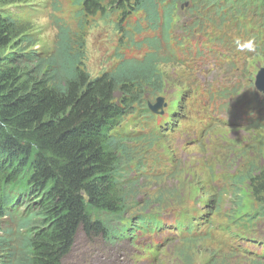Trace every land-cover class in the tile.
<instances>
[{
	"label": "trees",
	"instance_id": "trees-1",
	"mask_svg": "<svg viewBox=\"0 0 264 264\" xmlns=\"http://www.w3.org/2000/svg\"><path fill=\"white\" fill-rule=\"evenodd\" d=\"M17 1L0 0V264H62L79 230L96 233L102 221L121 218L133 210L139 176L146 173L147 177L163 179L164 171L157 175L147 171L148 166L162 160L153 159L150 153L133 161L126 155L129 147L142 151L150 145L149 151L161 146L167 151L165 136L170 138L178 115L193 109L195 97L220 94L226 98L227 93L237 94L239 89L233 85L219 92L194 83L197 70L182 61V55L163 34L173 15L169 4L175 6L181 0H84L91 13L112 8L128 18L139 11L145 14V26L141 22L135 25L140 41L133 40L138 50L147 47L144 54L124 56L115 67L95 77L83 67L84 54L68 34L69 26L61 25L52 44L37 49L36 31L24 21L23 11L11 6ZM190 1L210 13L224 15L221 25L230 26L231 17L236 16L238 30L246 29L249 33H243L250 35L238 41L239 50L252 55L258 50V55H264V39L252 38L259 29L253 25L247 29L246 21L247 7H263L264 0ZM157 32L163 37L155 35ZM224 39L228 42L231 37ZM177 45L180 47V42ZM32 48L33 52L27 51ZM169 62L180 66L184 80H177L176 86H186V93H172L164 114L155 115L148 103L164 91V73L159 66ZM251 91L250 99L257 102L258 112L245 127L260 126L264 121V96ZM211 109L197 117L210 130L214 124ZM138 111L151 118L133 130L132 118ZM245 113L246 109L244 117ZM250 146V168L240 163L241 167L225 177V187L234 190L237 205L232 222L223 223L222 230L230 232L227 246L239 264H264V240L258 233L259 225L264 224V140L254 137ZM145 157L152 163H143ZM134 163L137 167L132 168ZM180 171L174 170L172 177ZM216 176H208V184ZM200 190L198 185L191 198L195 203L189 204L194 205L189 229L217 222L214 214L223 194L206 193L197 198ZM159 205V209L165 207L164 202ZM112 221L102 228L110 241L117 233ZM198 241L203 240L190 239L188 244ZM252 243L260 250L251 249ZM190 249L196 253L188 247L179 256L194 257L188 253Z\"/></svg>",
	"mask_w": 264,
	"mask_h": 264
},
{
	"label": "rangeland",
	"instance_id": "rangeland-1",
	"mask_svg": "<svg viewBox=\"0 0 264 264\" xmlns=\"http://www.w3.org/2000/svg\"><path fill=\"white\" fill-rule=\"evenodd\" d=\"M18 1L11 4V6L20 8L23 11L24 21L30 23V27L36 31V38L39 40L36 42V44L38 43L36 48L41 50V45L51 44L55 34L59 33L61 25L69 26L70 32L68 34L72 40L76 41L77 46L83 52V67L85 66V70L92 77L112 69L124 56L141 57L147 50L146 46L143 50H138L133 43V40L139 42L141 38L140 34L135 31V25L141 22L145 26V14L141 11L133 13L128 18L127 14L124 15L120 10L112 8L91 13L89 9H86L84 0ZM170 9L173 15L169 28L165 32L166 40L173 29L179 28L186 33L194 23L200 22L203 26L188 34L203 33L207 30H223L224 36L232 38L229 43L250 37L249 34L243 33H249L248 30H238L239 20L236 16L231 17L230 26L221 25L224 15L220 12L210 13L207 9H203L202 5L197 7L190 0H181ZM247 15L248 19L246 21L249 22L247 29H250V26L253 25L260 31L252 38L258 36L264 39V6L249 5ZM186 19H191L192 22L185 24ZM146 34L154 33L146 31ZM131 35L132 40L129 37ZM155 35L159 38L163 37L162 33L157 32ZM237 35L240 36L237 38ZM33 48L27 51L33 52ZM15 49H17L16 46L12 48V51H15ZM257 52L258 50L252 55L245 53V49L225 50L226 59L223 62H218L219 53L212 52L209 57L200 62L198 58H201V56L198 53L196 44L186 49L181 58L182 61L186 64L194 62L198 67V72H195L196 79L194 83L198 85L203 83L207 87H214L219 92L224 90L225 87L236 85L239 92L237 94H226V98L220 97L222 96L220 94H215L212 98H209L207 94L197 96L193 112L201 111L207 103H210L212 106L211 115L216 123L211 130L205 131L203 135H200V127L195 126L187 130H180L174 139L165 136L166 144L169 147L167 151H162L163 147L161 146L151 148L148 151L150 145L142 151L134 150L132 147L127 149L126 155L133 161L151 153L153 159L162 160L165 163L172 164L173 167L177 166L182 169L175 177L169 178L163 183L165 190L159 189L160 186H163L158 184L161 182L160 180L143 179L139 181L138 186L135 184L137 194L133 196L132 202L136 201L137 203H134L135 208L120 220L121 225L127 219L131 220L133 216L137 215L156 214L163 209L164 212H177L176 205L185 206L190 204L198 185L201 190L197 192V198L205 196L206 193L218 194L221 192L223 194V200L221 205H217L218 211L214 214V218L222 224L232 222L237 203L234 190L229 191L225 187V177L231 170L234 171V169L241 167L238 166L240 163L242 167L246 165V169L250 168L248 158L253 157L250 140L254 137L264 140V121L260 126L255 127L234 126V117L227 109L231 104L238 101V98L246 97L243 94L244 92L251 95L252 89L256 95L264 96L256 86L257 74L264 67V55L263 53L258 55ZM21 57H16V59ZM234 57H236L235 60ZM159 68L164 73L165 83L163 82L164 91L157 95V98L161 96L165 99L161 110H166L171 94L178 91L185 94L186 86L182 88L176 86L177 80H184L182 70L177 63L161 64ZM187 77H189L188 73L185 74V78ZM156 99L150 101L154 103ZM246 102L248 104V101ZM149 118L151 117L147 116L145 112L138 111L132 118V129L137 130L143 127L142 122ZM145 127L147 130L148 127ZM199 141H202L201 143H204V145L200 147L193 146L195 142ZM186 162L188 165H185ZM132 168H135V165H132ZM150 171L155 172L154 167H151ZM216 174H219V181L222 184L219 186L218 182L214 181L208 184V176ZM170 201L174 205H168ZM161 202H164L165 207L159 209ZM113 219L116 218L110 217L102 221L100 231L96 233L89 234L84 230H79L74 246L62 260V264H150V257L145 255L135 256L129 250L119 248L118 246H121V244L117 246L106 237L102 228H107ZM113 224L117 228V224L114 222ZM258 228H260L261 234L264 235V224H260ZM231 238L228 230L219 229L215 232V240L187 243L182 247L177 245L174 254L184 255L185 250L192 247L197 254L190 249L188 253L194 257L186 255L187 258H184V260L187 264L205 257L210 258L209 262L228 261L230 264L234 262L239 264L238 259L235 261L234 258L218 257L222 251L221 248H224ZM177 242L179 241L169 244L167 250L173 248ZM182 261L179 260L176 264H180ZM243 264L248 263L244 262Z\"/></svg>",
	"mask_w": 264,
	"mask_h": 264
},
{
	"label": "bare ground",
	"instance_id": "bare-ground-1",
	"mask_svg": "<svg viewBox=\"0 0 264 264\" xmlns=\"http://www.w3.org/2000/svg\"><path fill=\"white\" fill-rule=\"evenodd\" d=\"M19 2V1H18ZM180 6V5H179ZM168 7H173L172 4H169ZM182 11V10H181ZM14 13V12H13ZM36 52V51H35ZM249 55V54H248ZM196 56V55H195ZM50 57V55H49ZM38 58V57H37ZM50 59V58H49ZM41 60V59H40ZM43 60V59H42ZM84 61V59H83ZM201 70V69H200ZM103 73V72H102ZM101 75V74H100ZM95 76V75H94ZM256 78V77H255ZM254 78V80H255ZM255 86V85H254ZM231 87V86H230ZM256 88V87H255ZM228 92V91H227ZM230 93V92H229ZM228 94V93H227ZM244 95H246V97H240L238 98L239 100L236 101L235 103L231 104L230 107L227 109L228 112H230L233 117H234V122L233 125L237 126L240 123V119L238 118L239 112L241 109H246V113H245V118L249 121H252L255 114L258 112L257 109V102L254 100L250 99V95H248V92H244ZM161 97V96H160ZM159 98V97H158ZM165 100V99H164ZM237 100V99H236ZM248 101V104L247 102ZM151 102V101H149ZM164 105V104H163ZM251 107V108H250ZM253 111V112H252Z\"/></svg>",
	"mask_w": 264,
	"mask_h": 264
},
{
	"label": "water",
	"instance_id": "water-1",
	"mask_svg": "<svg viewBox=\"0 0 264 264\" xmlns=\"http://www.w3.org/2000/svg\"><path fill=\"white\" fill-rule=\"evenodd\" d=\"M256 86L259 91L264 93V67L261 68L257 74ZM163 104H164V98L159 97L157 98V101L155 103L149 102V108L154 113H163V110H161Z\"/></svg>",
	"mask_w": 264,
	"mask_h": 264
}]
</instances>
